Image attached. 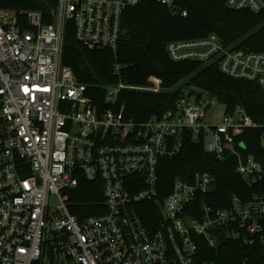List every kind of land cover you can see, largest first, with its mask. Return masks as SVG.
<instances>
[{"label":"built area","instance_id":"built-area-1","mask_svg":"<svg viewBox=\"0 0 264 264\" xmlns=\"http://www.w3.org/2000/svg\"><path fill=\"white\" fill-rule=\"evenodd\" d=\"M41 1L47 14L0 8V264H197V237L213 248L225 241L264 244V126L243 107L229 109L188 87L172 109L137 122L121 97L162 94L161 78L127 83L116 61L119 80L106 87V106L97 109L88 86L63 64L69 23L88 50L117 58L126 10L150 1L186 18L179 0ZM226 5L264 15V0ZM166 49L175 63L218 65L227 77L264 90L263 52L228 46L217 34ZM258 129L262 159L246 155L241 140ZM185 133L220 161L235 157L237 173L250 188L262 183V193L247 202L232 195L231 206L218 209L208 199L215 179L200 173L191 182L177 179L162 198L160 161L180 153ZM82 178L102 180L103 214L80 219L72 212L71 192Z\"/></svg>","mask_w":264,"mask_h":264},{"label":"trees","instance_id":"trees-1","mask_svg":"<svg viewBox=\"0 0 264 264\" xmlns=\"http://www.w3.org/2000/svg\"><path fill=\"white\" fill-rule=\"evenodd\" d=\"M188 11V17L174 16L166 7L146 1L125 11L122 18L124 36L119 44L117 58L110 50L90 51L76 39L69 23L65 40L63 64L72 69L78 81L88 86L94 107L106 106V87L118 82L114 76L116 61L125 67L122 79L130 84L146 85L150 77L163 80L162 94L130 92L121 97L127 117L137 122L161 116L174 107L183 89L197 87L207 91L229 109L243 107L258 125L264 126V90L256 83L227 77L216 65L197 62H173L166 45L217 34L228 46L247 48L264 53V15L248 11H228L227 0H179ZM0 8L21 11H39L47 14L49 8L41 0H0ZM53 20L45 19V23ZM262 130H251L241 137L247 145L246 155L262 159ZM181 151L173 158H164L159 168V193L167 197L177 179L191 182L195 175L210 173L215 187L208 196L215 208L231 206V196L243 202L255 193H262V183L250 188L237 173L238 160L229 156L218 160L205 151L204 143L195 142L185 133ZM72 212L80 219L105 212L103 182L82 178L71 192ZM153 215L144 216L147 221ZM199 246L197 264H264V244L244 246L225 241L213 248L203 237H197Z\"/></svg>","mask_w":264,"mask_h":264},{"label":"rangeland","instance_id":"rangeland-1","mask_svg":"<svg viewBox=\"0 0 264 264\" xmlns=\"http://www.w3.org/2000/svg\"><path fill=\"white\" fill-rule=\"evenodd\" d=\"M223 112H224V107L221 106V107L219 108L218 112H217V113L215 114V116H214V120H215V122H217L216 120H218V119L222 116ZM206 121H209V119L206 120ZM218 121H219V120H218ZM263 146H264V142H263Z\"/></svg>","mask_w":264,"mask_h":264},{"label":"water","instance_id":"water-1","mask_svg":"<svg viewBox=\"0 0 264 264\" xmlns=\"http://www.w3.org/2000/svg\"><path fill=\"white\" fill-rule=\"evenodd\" d=\"M227 10H228V11H230V9H227ZM216 68H217V69H219V66H218V65H216Z\"/></svg>","mask_w":264,"mask_h":264}]
</instances>
